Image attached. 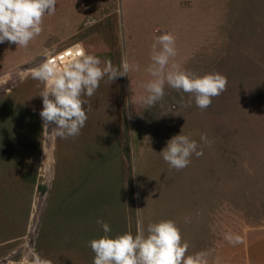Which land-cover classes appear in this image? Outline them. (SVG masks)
I'll list each match as a JSON object with an SVG mask.
<instances>
[{
	"label": "rangeland",
	"instance_id": "obj_1",
	"mask_svg": "<svg viewBox=\"0 0 264 264\" xmlns=\"http://www.w3.org/2000/svg\"><path fill=\"white\" fill-rule=\"evenodd\" d=\"M180 1L57 0L27 47L0 43V264L31 250L51 264H92L97 218L116 236L134 233L138 216L145 228L174 221L186 254L205 252L207 264H264V0H194L204 3L198 40L180 39ZM162 32L174 34L183 69L226 76L208 108L167 85L151 108L141 103ZM76 43L137 67L84 97L85 126L61 139L44 130V84L30 73L45 50ZM182 128L209 143L177 170L159 152Z\"/></svg>",
	"mask_w": 264,
	"mask_h": 264
},
{
	"label": "clouds",
	"instance_id": "obj_2",
	"mask_svg": "<svg viewBox=\"0 0 264 264\" xmlns=\"http://www.w3.org/2000/svg\"><path fill=\"white\" fill-rule=\"evenodd\" d=\"M57 0H0V43L8 41L17 47H27L43 28L42 21L54 14ZM42 62L30 75L44 84L39 95L42 109L39 113L44 130L54 125L51 134L66 139L78 136L88 119L91 105L84 97H91L104 79L113 82L116 78L136 70V65L122 58L119 66L101 58L84 48H78L66 63L58 64L52 52L45 50ZM177 55L176 38L172 32L154 36L151 45L147 72L152 79L144 85L146 94L141 97L145 109L161 101L165 86L188 94L186 106L193 100L201 110L208 108L214 97L226 88L227 78L219 72L203 75L183 69L173 61ZM183 100V96L181 97ZM88 105L85 107V105ZM48 132V131H47ZM206 134L199 142L191 134L182 131L170 138L159 152L163 160L177 170L191 162V157L203 155V145L208 144ZM136 172L133 170V175ZM103 235L88 241L94 253L92 264H207L206 253L188 252V243L172 220L149 222L145 228L142 217L136 220V230L112 236L109 223L97 218ZM230 242L240 243L241 238L226 236ZM27 264H51V261L36 250H31Z\"/></svg>",
	"mask_w": 264,
	"mask_h": 264
},
{
	"label": "crops",
	"instance_id": "obj_3",
	"mask_svg": "<svg viewBox=\"0 0 264 264\" xmlns=\"http://www.w3.org/2000/svg\"><path fill=\"white\" fill-rule=\"evenodd\" d=\"M204 3L195 4L194 0H181L180 1V25H181V40H198L197 31L194 32L195 26L201 21V17L198 15L199 7H203ZM207 8V6L205 5ZM199 39H207L206 37L201 36ZM185 61L182 62L184 65ZM182 65V66H183Z\"/></svg>",
	"mask_w": 264,
	"mask_h": 264
},
{
	"label": "built area",
	"instance_id": "obj_4",
	"mask_svg": "<svg viewBox=\"0 0 264 264\" xmlns=\"http://www.w3.org/2000/svg\"><path fill=\"white\" fill-rule=\"evenodd\" d=\"M78 48H83V46L79 43H76L67 48L52 52V59L56 60L58 64L66 63L67 60L70 58L69 54H74ZM30 252L31 251L28 252L26 257L22 259H10L6 264H27Z\"/></svg>",
	"mask_w": 264,
	"mask_h": 264
}]
</instances>
